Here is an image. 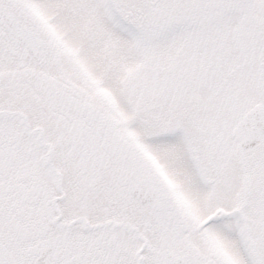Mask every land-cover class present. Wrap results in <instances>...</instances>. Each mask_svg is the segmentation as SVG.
Here are the masks:
<instances>
[{
  "label": "snow or ice",
  "instance_id": "snow-or-ice-1",
  "mask_svg": "<svg viewBox=\"0 0 264 264\" xmlns=\"http://www.w3.org/2000/svg\"><path fill=\"white\" fill-rule=\"evenodd\" d=\"M0 264H264V0H0Z\"/></svg>",
  "mask_w": 264,
  "mask_h": 264
}]
</instances>
